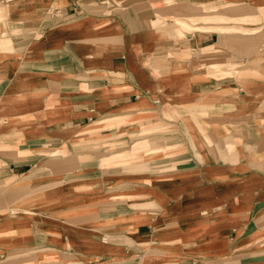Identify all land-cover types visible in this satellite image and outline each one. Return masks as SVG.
<instances>
[{"label": "crops", "instance_id": "crops-1", "mask_svg": "<svg viewBox=\"0 0 264 264\" xmlns=\"http://www.w3.org/2000/svg\"><path fill=\"white\" fill-rule=\"evenodd\" d=\"M30 1L27 17L0 27V138L25 137L0 143V222L5 232L25 230L12 242L28 243L0 246V263L22 249L45 264H75L77 254L132 264L164 236L153 238L155 232L190 224L200 232L179 240L188 249L245 248L246 258L264 261V109L255 107V96L238 111L199 102L205 93L234 87L199 66L231 60L226 44L216 30L175 32L176 10L211 0ZM156 15L169 24H154ZM248 69L264 76V67L242 71ZM201 104L225 113L197 116L210 124L205 133L184 127L192 117L172 114ZM101 118L127 122L110 127L109 139H94L105 133L84 130ZM140 139L147 145L131 153ZM109 143L127 146L105 154ZM122 151L131 154L128 162L108 163ZM135 154L144 160H132ZM237 202L246 206L236 213L230 207ZM29 209L43 215L28 216ZM86 225L88 231L80 229ZM207 242H217L219 251ZM254 246L261 250L251 254Z\"/></svg>", "mask_w": 264, "mask_h": 264}, {"label": "rangeland", "instance_id": "rangeland-1", "mask_svg": "<svg viewBox=\"0 0 264 264\" xmlns=\"http://www.w3.org/2000/svg\"><path fill=\"white\" fill-rule=\"evenodd\" d=\"M10 1H17V0H6V2L0 3V21L1 19L5 18L11 19L9 21L12 22V20L16 21H21L24 17H27V12L29 9V5L27 8L23 9H15V10H9V17L7 18V12L9 9V3ZM174 1V0H173ZM182 1V0H179ZM200 12L199 14H195L192 12ZM208 11V12H207ZM261 11V12H260ZM178 12H181L178 16L175 17V22L177 24V27L175 29V32L181 36L183 34L191 33L195 28L199 29L197 26H199V23H205L206 26H211L213 29H215L220 35L222 36V40L226 44V50H227V60L222 59V62L216 61L214 64L211 62L210 64H201L199 66H205L209 69L211 68H218V65L220 67H233L236 68L238 71L235 74H232L228 77V81H232L234 83V87L226 90H232V96L236 98L238 101H247V103H242V105H247L250 100L252 99L253 96L254 99H256L255 102V107L257 108H263L264 109V84H260L256 81H262L264 82V76L260 75V73L255 74L251 71L248 70H243L246 69L250 66L256 65L258 67L263 68L264 67V7H257V5H254L252 3V0H211L209 3L205 6H199V5H193L191 7V10L186 9L185 6H182V9ZM190 12V15L186 17V15ZM202 12H207L206 14L201 15ZM182 16V17H181ZM166 19L162 24H169V19L168 17H165ZM174 19V18H173ZM183 22H186L189 24V26L185 25ZM208 24V25H207ZM183 37V36H182ZM3 38V44L5 47V37ZM9 41V40H8ZM210 49V48H207ZM217 64V65H216ZM221 64V65H220ZM258 72V71H257ZM215 76L221 77V75H218L214 73ZM255 90L252 91L251 90ZM214 92V91H212ZM216 93H221L220 90ZM245 94L247 97H240L237 98L236 96ZM248 94H250L248 96ZM261 95V96H260ZM245 98V99H244ZM191 108V109H189ZM179 110V111H177ZM176 111H172V114L177 113V117H192L194 119V123H191L190 118L188 120H185V123L183 122L184 127L187 126V128L191 129L190 127H193L194 129H200L203 133L206 132V128H208V125L210 126L209 122L203 120L202 116H210L209 118H212V115H224V109L221 108L219 105H206V104H201V105H194L193 107H187V108H179ZM198 116V117H197ZM199 119V120H198ZM212 121V120H210ZM127 120H119L118 118H108V121H103L102 123H96L97 125H91L88 126L84 131H88L90 129H98L99 131L94 132L93 134H102L105 133L104 136H100L94 139H106L109 137H112V130H110V127H119L122 126L123 123H126ZM103 130V131H101ZM142 131H146V129H143ZM191 131V130H190ZM92 134V133H91ZM129 134V133H125ZM127 136V135H126ZM19 137V138H18ZM25 137L23 135L20 136H13L11 138H0V143H6V144H12L13 142H18L20 140H24ZM198 137L193 138L196 142ZM141 140V139H140ZM137 140V141H140ZM122 144H127L123 142ZM118 147L117 145L115 146L114 144H104L105 149V154L111 153L118 151L122 149L123 147L127 145H122ZM99 144H97L98 146ZM114 145V146H113ZM94 146H96L94 144ZM133 146V144H132ZM132 146L130 148H132ZM131 153H137L136 151H133L131 149ZM131 154L129 152L122 151L119 154L113 155L111 158V161L108 163H111L112 161L124 163L128 162L130 160L129 156ZM132 160H139L141 162L144 160L143 155H133ZM109 157H104L103 162L109 161ZM255 168H259V165H255ZM260 169L263 170L264 166H260ZM156 183H160V181H157ZM141 191V190H138ZM126 193L123 194H118L119 195H125ZM126 195H130V192ZM146 199L148 195L146 193L142 194L140 198ZM130 197V196H128ZM81 199H85L84 197H80ZM148 204H142V206H147ZM222 207V204L220 205ZM246 206L245 204L242 206V208H239L240 211L241 209ZM29 210H27L28 212ZM205 211V210H204ZM3 213V212H2ZM16 215H19L18 213H15ZM13 214V216L15 215ZM28 216H30L29 212L27 213ZM220 217H215L214 220H212L209 224H205V226L201 229V233L203 232L204 234L210 233L215 227H216V222L219 219H222ZM192 228V230H191ZM185 230H188L189 232L184 233L183 235L185 236V240H192V239H197V236L199 232L197 231V228L195 225L190 224L188 226H184ZM28 232H31V230H27ZM22 232H25V230H18L13 233L11 236H7L4 239H0V246H2L4 249L6 248H11L15 246H22L27 245L28 243H19L17 241L12 242L13 240L9 237H15V235H19ZM177 237V236H176ZM189 237V239H188ZM169 238L167 237H161L159 239H156L152 244H149L145 246V250L141 253L140 257L141 259H138L136 262H132V264H264V261H259L262 260V256H253L250 258H246L245 254H242L246 249L245 248H239L238 251H227L225 254H215L208 252L206 250H195V248H190L188 249L186 246V243H180L178 244V241L174 243V245H170V241H168ZM173 239V238H171ZM175 239V238H174ZM6 241H8L6 243ZM146 242H150L149 240L143 241L142 243L146 244ZM107 246H109V243H105ZM193 245V243H190ZM191 245V246H192ZM206 246H209L213 250L218 249V243H213V242H207L205 244ZM261 250L260 247L254 246L252 248L251 254L258 253L257 251ZM222 254V255H221ZM24 255L27 259L22 260V259H17V256L20 257ZM234 255V256H232ZM28 256V257H27ZM14 257L16 261L11 260V258ZM191 257V258H190ZM55 258V257H54ZM54 258H52L54 260ZM85 258L87 257H81L79 254L75 256V259L77 260L75 264H115V263H107L110 261L112 258H91L89 257L86 260ZM51 259V260H52ZM57 259V258H56ZM9 261H4L3 263L0 264H45L46 260H40L37 255L29 256L28 254L23 252L22 249H16L14 254H10L8 257ZM50 260V259H48ZM255 260V261H254ZM52 264H55V262L52 261ZM59 264H66L64 263H59Z\"/></svg>", "mask_w": 264, "mask_h": 264}, {"label": "bare ground", "instance_id": "bare-ground-1", "mask_svg": "<svg viewBox=\"0 0 264 264\" xmlns=\"http://www.w3.org/2000/svg\"><path fill=\"white\" fill-rule=\"evenodd\" d=\"M164 2H166L167 4H173V2L175 1H173V0H163ZM163 1H160V2H163ZM252 3L254 4V5H264V0H252ZM28 4H30V5H32L33 4V2L32 1H30V0H17V1H10V3H9V9H8V14L6 15L7 16V18L9 17L8 15H9V10H15V9H23V8H27V6H28ZM199 4V3H198ZM29 5V6H30ZM28 6V7H29ZM33 6V5H32ZM55 6V5H54ZM176 11H180V10H176ZM176 13V12H175ZM181 12H177L176 13V15H179ZM157 14V13H156ZM157 16V15H156ZM165 17L164 16H162V15H158L156 18H155V21H154V24H156V25H159V24H162V22H164L166 19H164ZM175 19V18H174ZM3 20V19H2ZM0 21V27H1V25H3L4 26V24L3 23H6V19H4L3 21ZM9 20H11V19H8V23H10L11 21H9ZM13 21V20H12ZM186 26L188 25L189 26V24L188 23H186V22H183ZM155 25V26H156ZM199 26H197L200 30H206V31H210V30H215V29H213L211 26H207V27H205L206 26V24L205 23H199L198 24ZM2 26V27H3ZM212 59V58H211ZM215 59V58H214ZM214 64L216 63V61H212ZM201 64V63H200ZM217 65V64H216ZM221 65V64H220ZM237 69L236 68H233V67H230L229 66V68L226 66V67H220L219 65H218V68H211V69H209L208 70V73L211 75H214V73H216V74H218V75H221V77H227V76H230V75H232V74H236L237 73ZM220 78V77H219ZM232 90H223L221 93H216V92H209V93H205L204 95H203V97L202 98H200L199 99V102H210V103H212V102H225V103H228L229 105H228V109H231V110H235V111H238V110H240L241 109V107L242 106H245L244 104L242 105V103H247V101H238L236 98H234V96L235 95H231L232 94ZM245 99V98H244ZM240 102H242V103H240ZM1 108H3L2 106H0ZM144 108V107H143ZM126 115V114H125ZM116 116V115H115ZM119 117V116H118ZM101 120H103L102 118H101ZM103 121H108V119H105V120H103ZM98 123H102V122H98ZM94 129H96V128H94ZM91 131L93 130V129H90ZM95 131V130H94ZM147 143V140L145 139V140H140V141H136L134 144H133V146H132V150L133 151H136V152H138V151H140V149L143 147V145H145ZM147 145V144H146ZM145 145V146H146ZM242 204H240V202H237V203H235V204H233V206H231L230 207V210L231 211H236V213L237 212H239L240 211V209L239 208H242ZM78 211V210H77ZM30 214H35L36 216H40V215H43L42 214V212H40L39 210H35V209H29V211H28ZM58 216H60V215H56L55 217H57L58 218ZM2 223V221L0 222V239H4V238H6L7 236H11V235H13V233L15 232V231H18V230H20L21 228H18V227H15V228H13L12 230H10L9 232H5V230H4V225L3 224H1ZM80 229L81 230H83V231H88V229H89V225L87 226H80ZM191 230H192V228H191ZM186 232H189L188 230H185L184 228H182L181 226L179 227V228H174V229H169V230H167V231H164L163 233H157V232H155V234L153 235V238H158V237H160L161 235H164V236H168L169 238H173V240H177V241H179V240H185L186 238H185V236L183 235L184 233H186ZM177 236V237H176ZM175 238V239H174ZM188 239H189V237H188ZM150 242H151V240H150ZM146 243H148V242H146ZM142 244H144V243H142Z\"/></svg>", "mask_w": 264, "mask_h": 264}]
</instances>
